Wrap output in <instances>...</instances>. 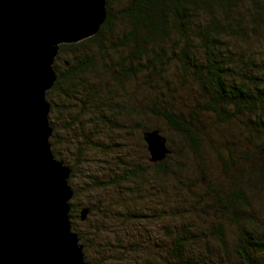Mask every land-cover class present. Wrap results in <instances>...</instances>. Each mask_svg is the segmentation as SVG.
<instances>
[{"label":"trees","instance_id":"trees-1","mask_svg":"<svg viewBox=\"0 0 264 264\" xmlns=\"http://www.w3.org/2000/svg\"><path fill=\"white\" fill-rule=\"evenodd\" d=\"M104 10L95 33L58 45L46 96L71 94L91 106L103 122L95 130L107 127L120 143L117 110L141 111L126 101L111 110L105 98L123 101L118 90L133 93L139 79L153 94L148 112L173 131L179 146L151 162L142 135L157 127L145 125L140 155L135 149L140 162L129 152V137L112 153L102 152L112 156L105 162L113 173L90 177L88 186L113 187L122 198L110 205L117 209L103 205L99 213L121 224L169 218L168 244L152 255L153 264H264V0H124L116 10L105 0ZM72 50L76 56L61 58ZM203 115L211 123H203ZM156 180L159 188L172 180L179 188L171 190L180 198L170 200L169 213V201L158 203L161 215L144 201L152 199L148 186ZM83 208L84 219L91 213L85 205L76 210L78 219ZM98 231L88 234L94 239ZM80 242L85 254L87 244ZM84 262L97 264L86 255Z\"/></svg>","mask_w":264,"mask_h":264},{"label":"water","instance_id":"water-1","mask_svg":"<svg viewBox=\"0 0 264 264\" xmlns=\"http://www.w3.org/2000/svg\"><path fill=\"white\" fill-rule=\"evenodd\" d=\"M105 0H0V264H85L70 230L69 168L48 143L52 62L59 44L91 36ZM151 162L167 153L143 132ZM87 210H80L79 218Z\"/></svg>","mask_w":264,"mask_h":264},{"label":"rangeland","instance_id":"rangeland-1","mask_svg":"<svg viewBox=\"0 0 264 264\" xmlns=\"http://www.w3.org/2000/svg\"><path fill=\"white\" fill-rule=\"evenodd\" d=\"M123 2L124 0H109V7L110 9L116 10L118 6H122ZM76 54L77 52L74 50L69 52L66 51L61 58L73 57L76 56ZM58 61H60V59L56 60V63ZM136 85L137 89L133 87V93H125V89L118 90V92H120L118 96L124 97L123 101H119L115 97L110 100L105 98V100L111 110L117 107L114 105H119V103L123 104L126 101V103H131L134 108L141 111V115H137L132 108H129L131 113L125 112L123 114L122 110H117L116 112L119 114L117 121L122 125V128L117 133L118 141L121 143L123 137H129L127 139V141L131 143V145L128 146L129 152L135 157L133 158L134 162H140V143L138 141V134L140 130H143L142 128H144L145 125L158 128L156 129L164 137L165 146L167 148L179 146V142L173 134V131L166 126L164 122L155 119L151 116V113L148 112V108L151 105L150 103L154 100L152 99L153 94L148 91L149 88L143 84L142 81H139V79L136 80ZM130 87H132V85L126 86V89ZM112 91L115 95V90L113 88ZM46 97H51L54 102L53 108H51V103ZM158 97L162 98V95L158 94ZM45 100L50 105L47 114V122L51 128V133L48 137L50 151L53 158L59 160L63 165L69 168V173L71 175L66 179L67 185L74 190V195L68 200L69 209L72 208L74 211L72 213L74 215L69 217V223L70 230L73 227L78 233V243L81 244L80 240H82L87 244L85 254L82 249L83 260L85 261L86 255V260L94 261L97 264L156 263L157 260L155 256L152 255L160 250L159 247L163 249V247L165 248L168 244V240L164 236L166 232L169 233V227L172 226V223L167 220L169 218H164L163 216L158 220L155 217L157 216L156 214L153 216L152 221H145L139 218L141 221L128 220L124 224L119 223L117 219L113 221L111 218H104L99 213V211L103 209L102 206H110L115 202V199L119 201L122 197L114 191L113 187L102 189L90 188L88 186L87 179L90 177H99V179L102 180L104 179V175L107 176L109 173H113L109 170V166H107L105 162V159L113 160L112 156L102 152L110 154L121 145L113 139L114 132L107 127L104 129L98 127L95 130L97 126L96 123H103L98 111L91 108V106H89L90 108L82 107L78 99L71 94L68 97H63L61 94L58 96H54V94L46 96L45 94ZM100 111L103 112L102 110ZM206 117V115L202 116V122L206 124L211 123V119ZM109 136L112 138L109 142H106L105 137L108 138ZM51 138H55L56 140V142L52 140L54 141V149ZM89 142L101 147V152L94 149L97 147L91 145ZM108 147V151H105ZM80 149L82 150L78 152ZM97 171H102V173L97 174ZM215 173L216 171L211 169V176ZM147 176L149 177L148 180L152 179V175L147 174ZM172 181H170V184L164 182V189L158 187L159 181L157 180V183L152 181L153 183H151L150 187L148 186L152 194V199L148 198L149 196L147 195L144 201H147L146 206L149 203L152 204L154 213L160 214L161 211L159 212V210H157L160 207L158 203L167 201H169V213L171 206L170 200H178V198H180L179 193L175 192L171 195L172 192L179 190L175 184L176 182L173 181L174 184L171 185ZM154 186L157 191L154 190ZM185 202H189L187 197ZM85 205L91 207V213L88 212L84 220L78 219V217L75 216V214H77L76 210H79ZM111 208L117 209L118 207L110 206L109 209ZM147 208L151 207L148 205ZM190 219H188V221H190ZM166 222L170 225L167 228ZM197 222L198 220H195L192 225L198 226L199 222ZM96 228H99V231L93 239V236H90L88 233ZM154 237L157 239L156 242L149 243ZM145 241H148V243ZM96 243H100V246L95 245ZM142 245L143 248L141 249ZM132 247L140 248L131 249ZM97 259L100 260L97 261ZM103 259L104 261L101 263Z\"/></svg>","mask_w":264,"mask_h":264}]
</instances>
